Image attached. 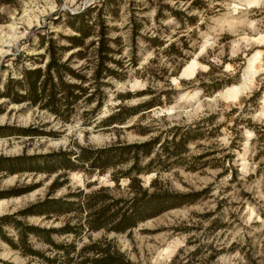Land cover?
<instances>
[{"label":"rangeland","instance_id":"374dc122","mask_svg":"<svg viewBox=\"0 0 264 264\" xmlns=\"http://www.w3.org/2000/svg\"><path fill=\"white\" fill-rule=\"evenodd\" d=\"M95 0H0V90L7 76H18L25 65H43L46 56L37 57L32 62L31 54L42 52L43 47L23 43V38L33 27L47 24L50 30L64 34L73 30L61 21L53 22L57 11H76ZM119 11L108 19L111 25L110 36L114 49L115 60L110 61L112 67H118L117 61L127 64L123 69V78H112V88H108L107 103L116 104L118 91L129 90L132 94L125 99L126 104H135L156 95L160 90H168L162 94L160 104L147 109V115L164 118L155 122L164 127L175 120L189 121L199 114L216 112V121L223 122L219 135L220 142L227 144L231 137L237 145L232 148L234 163L239 170V183L232 184L224 193L228 195L224 218L229 212L239 209L240 200L243 206L238 217L220 234L219 240L226 247L237 242L238 247L222 252L213 264H264V169L255 174L258 153L259 159L264 154V0H117ZM161 12L156 14V9ZM171 8V9H170ZM62 20V19H61ZM157 34L162 40L161 45H149L145 35ZM54 36H57L55 33ZM33 42L36 35L33 34ZM65 42V39H61ZM174 41V49L167 45ZM73 47L64 52L66 57L75 51ZM24 51L18 59H7L6 55ZM170 50V51H169ZM137 57V64L132 61ZM154 62L147 68L143 67L150 59ZM83 58L74 56L72 66H77ZM182 63L181 78L174 71ZM123 65V66H124ZM186 68H189L186 70ZM121 68L118 67V70ZM144 75V76H141ZM154 75V79L147 76ZM183 80V81H182ZM150 83L155 92L141 94V89ZM204 84V88L201 86ZM170 96L172 99L166 101ZM0 97L2 111L0 126H27L38 124L42 133L35 135L0 134V158L45 153L51 150L76 147V143L101 144L110 138L120 137L129 141L143 139L131 128L125 127L135 121L138 114L129 118L115 130H94L91 126L80 124V118L69 121L54 119L51 113L36 107L26 106L25 102L4 103ZM102 114L106 112L103 107ZM101 114V115H102ZM146 122L141 118L138 122ZM136 122V123H138ZM87 130V131H86ZM256 130V131H255ZM1 132V129H0ZM181 180L173 177V186L186 189L182 181L195 188L212 179L210 174H194L175 168ZM62 170L48 174L46 171L31 169L9 171L0 167V191L12 186L24 187L35 184L33 189L10 195L4 199L0 214L11 213L46 195L50 181ZM214 170H211V174ZM248 173L252 176L246 177ZM147 180L148 175H142ZM172 177V176H171ZM97 179L100 184H112L107 174L91 176L79 169H69L60 175L58 180H66L58 186L53 196L62 195L70 187L85 186L86 181ZM124 183V180H121ZM223 186L225 178L218 180ZM98 184H94L96 186ZM249 193L242 196L238 190ZM241 201V202H242ZM204 206L212 208L211 199L193 204L176 206L162 213L147 218L134 226L129 232L110 233L115 235L121 248L129 251L132 259L139 264H162L169 261L186 237L185 233L174 229L181 223L190 210H202ZM66 215L58 218H44L42 215H28L25 220L40 225H58ZM75 219L72 220L74 222ZM3 233L17 240V230L11 224L2 225ZM99 231H93L98 236ZM65 235H52L60 240ZM70 238V236H67ZM29 241L33 248L46 250L48 244L31 234ZM191 246H185L182 253ZM0 264H38L29 255H22L19 249L13 248L0 236Z\"/></svg>","mask_w":264,"mask_h":264},{"label":"trees","instance_id":"16d2710c","mask_svg":"<svg viewBox=\"0 0 264 264\" xmlns=\"http://www.w3.org/2000/svg\"><path fill=\"white\" fill-rule=\"evenodd\" d=\"M191 2L195 5L197 0ZM118 11L117 0H95L74 12L65 10L53 13L56 16L52 21H61L73 33L55 32L47 24H43V28L33 27L22 42L43 47L42 52L29 55L32 62L38 56H46V59L43 65L22 66L18 76L9 74L0 90V97H4V103L25 102L26 106L45 110L54 119L69 121L80 118V124L91 126L94 130L121 129L123 126L120 124L138 114L135 121L125 127L145 138L129 141L117 136L101 144L76 143L74 148L68 146L58 151L1 157L0 167L9 171L31 169L48 174L58 170L62 172L50 181L43 198L11 213L0 214V236L11 247L19 249L22 255L36 259L38 264H139L138 260L130 257L129 251L121 248L116 236L110 233L129 232L139 222L169 208L211 199L214 202L212 208L204 206L200 211L190 210L181 223L174 226L186 237L169 261L162 264H213L227 249L238 247L243 251L237 242L226 247L224 241L219 240L220 234L238 217L244 201H239L241 205L238 210L229 212L233 219L224 218L226 212L223 208L228 198L224 192L232 184L240 182V172L232 152L237 142L234 137L227 144L220 142L223 122L216 121L217 113L205 111L189 121L181 119L164 127L158 126L155 122L163 119L164 114L150 116L147 115V109L163 102L160 96L168 95V90L164 89L135 104L124 103L132 94L129 90L118 91L115 96L119 101L113 105L107 103L108 88L113 87L111 79L123 78L122 70L131 63L124 65L117 61L120 70L109 64L115 60L112 53L120 48L111 46V41L116 39L110 36L108 19L115 17ZM160 12V8H157L156 14ZM34 33L36 41L32 44ZM55 33L57 36H54ZM61 39L66 41L62 42ZM144 39L149 45L163 44L157 34L145 35ZM73 47L77 49L64 57V52ZM167 47L174 49V41L169 42ZM22 56H25L22 50L6 55L7 59ZM74 56L83 58L77 66L71 65ZM154 61L153 58L144 64L147 73V68L150 69ZM136 64L137 57L132 61V65ZM182 68V63H179L174 71L180 74ZM147 78L153 80L154 75H148ZM201 86L204 88V84ZM153 92L149 82L141 89V94ZM171 99L168 96L166 101ZM1 104L3 102H0V112L3 109ZM104 106L107 110L102 114ZM140 118H146L147 121H141L140 124ZM0 129L1 135L42 133L35 123L27 126L1 125ZM254 159L257 160L256 174L264 169V154L259 159L256 153ZM175 168L213 177L197 188L182 181L187 188L177 189L173 186L172 178L181 180V175ZM69 169H79L89 176L107 174L112 184H99L97 179L89 180L85 182L87 190L80 186L76 190L68 187L62 195L53 196L56 188L66 181H59V176L66 174ZM211 170H214L213 174ZM142 175H148V179L145 180ZM252 175L248 173L246 177ZM223 177L227 183L221 186L218 180ZM94 184L98 185L93 187ZM35 186H12L0 191V198L25 192ZM238 193L249 195L242 189ZM33 214L53 219L60 215L66 217L58 225L45 226L25 220ZM3 224H11L16 228V241L3 233ZM99 230L98 236L92 235L93 231ZM31 234L48 244L46 250L32 247L29 241ZM53 234L65 236L55 240ZM185 246L191 247L182 253Z\"/></svg>","mask_w":264,"mask_h":264},{"label":"bare ground","instance_id":"6f19581e","mask_svg":"<svg viewBox=\"0 0 264 264\" xmlns=\"http://www.w3.org/2000/svg\"><path fill=\"white\" fill-rule=\"evenodd\" d=\"M187 69H189V68H186V70ZM180 75V74H179ZM181 76V75H180ZM4 203H5V200L4 199H0V207L2 206V205H4Z\"/></svg>","mask_w":264,"mask_h":264},{"label":"water","instance_id":"95a60500","mask_svg":"<svg viewBox=\"0 0 264 264\" xmlns=\"http://www.w3.org/2000/svg\"><path fill=\"white\" fill-rule=\"evenodd\" d=\"M84 6H82V8H83ZM77 11V10H76ZM72 12H74V11H72ZM178 78H181V76L179 75V73H178ZM106 112H104V114H105ZM120 125H122V124H120ZM152 174V173H151Z\"/></svg>","mask_w":264,"mask_h":264}]
</instances>
